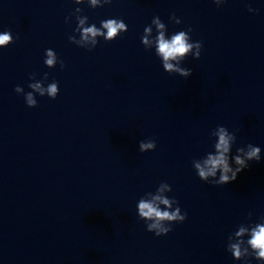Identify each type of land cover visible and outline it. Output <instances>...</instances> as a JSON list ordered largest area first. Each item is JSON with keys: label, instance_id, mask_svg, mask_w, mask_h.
I'll use <instances>...</instances> for the list:
<instances>
[{"label": "clouds", "instance_id": "1", "mask_svg": "<svg viewBox=\"0 0 264 264\" xmlns=\"http://www.w3.org/2000/svg\"><path fill=\"white\" fill-rule=\"evenodd\" d=\"M76 2L79 3L80 0H76ZM90 3L92 8H96L111 3V0H104L102 4L99 3V0H90ZM214 3L220 6L225 3V0H214ZM74 11L82 12V9L76 8ZM248 11L255 12L257 10L249 6ZM69 19L70 17H66L65 21L68 22ZM77 19L78 25L74 31L80 33V40L77 41L75 35L69 36V41L77 45L89 41L92 45H96L95 38L97 36H104L105 41H112L128 30L127 24L122 19L103 20L100 27L95 24L85 27L87 16L77 17ZM170 20L176 24L181 22L175 14L170 17ZM152 25H155L157 32L154 38L150 39L153 33ZM166 31L165 23L161 21L159 16H154L151 24L144 28L141 41L146 49L155 44L156 54L162 58V67L165 72L188 78L192 75V69L181 67V63L190 55L194 59H199L203 47L202 42H192L191 27L172 34L170 38H166ZM11 43H13V36L10 32L0 33V48L7 47ZM88 50L91 51L92 48ZM45 56V65L52 67L57 64V54L52 49H46ZM59 63L61 69H63L65 67L64 62L60 60ZM47 78L48 74L44 73V79L47 80ZM30 79L35 80L34 74L30 76ZM29 88L38 92L41 96H44L46 92L51 99H55L59 93V86L56 81L50 83L46 89L39 82L30 83ZM15 92L20 94L23 92V88L16 86ZM25 101L28 107L37 106V100L34 98L33 92L25 94ZM210 135L216 138L213 144L214 151L208 152L201 159L192 161L199 179L205 183L222 186L233 182L241 171L249 167L250 162L261 160V148L251 143L247 144L246 147L237 148L236 154L232 155V147L237 137L235 133L230 132L224 126L218 125ZM155 148L156 141L153 139L139 142L141 153L155 150ZM165 190L171 192L172 187L167 182H161L156 189V194H152V192L145 193L146 196L151 198H140L137 205L139 219L145 221L147 231L155 233L157 237L171 232L173 223H183L187 219V213L181 212L175 198H169L161 194ZM161 205L165 207L162 209ZM252 215L251 212L248 213L249 221H251ZM245 237L248 238L245 240ZM227 251L231 253L235 260L247 261L248 257H254L264 264V216L260 217L258 222L240 224L238 229L228 237Z\"/></svg>", "mask_w": 264, "mask_h": 264}]
</instances>
